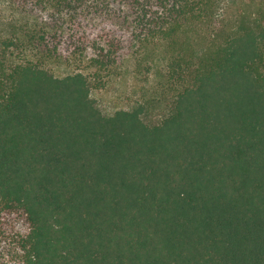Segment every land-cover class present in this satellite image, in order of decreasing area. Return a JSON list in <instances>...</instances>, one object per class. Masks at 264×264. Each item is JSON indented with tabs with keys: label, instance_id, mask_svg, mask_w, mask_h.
Returning a JSON list of instances; mask_svg holds the SVG:
<instances>
[{
	"label": "trees",
	"instance_id": "1",
	"mask_svg": "<svg viewBox=\"0 0 264 264\" xmlns=\"http://www.w3.org/2000/svg\"><path fill=\"white\" fill-rule=\"evenodd\" d=\"M0 264H264V0H0Z\"/></svg>",
	"mask_w": 264,
	"mask_h": 264
},
{
	"label": "rangeland",
	"instance_id": "2",
	"mask_svg": "<svg viewBox=\"0 0 264 264\" xmlns=\"http://www.w3.org/2000/svg\"><path fill=\"white\" fill-rule=\"evenodd\" d=\"M150 88L149 84L141 80H132L124 70L121 76L107 80L101 89L94 91V97L101 112L110 115L115 111L130 108L134 102L144 97L145 91ZM153 96L155 93L150 91L148 97Z\"/></svg>",
	"mask_w": 264,
	"mask_h": 264
}]
</instances>
